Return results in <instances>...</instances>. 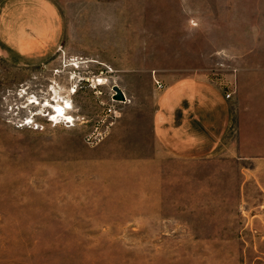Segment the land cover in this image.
Listing matches in <instances>:
<instances>
[{"label": "rangeland", "instance_id": "374dc122", "mask_svg": "<svg viewBox=\"0 0 264 264\" xmlns=\"http://www.w3.org/2000/svg\"><path fill=\"white\" fill-rule=\"evenodd\" d=\"M239 68L264 91V0H0V264H264V169L234 126L197 158L152 133L155 81L227 93Z\"/></svg>", "mask_w": 264, "mask_h": 264}, {"label": "crops", "instance_id": "0c3cea01", "mask_svg": "<svg viewBox=\"0 0 264 264\" xmlns=\"http://www.w3.org/2000/svg\"><path fill=\"white\" fill-rule=\"evenodd\" d=\"M237 76L228 98L204 73L182 75L161 86L152 115L154 138L176 156L197 158L223 146L234 126L228 151L254 163V173L262 171L264 91L253 90L256 81L246 69L239 68Z\"/></svg>", "mask_w": 264, "mask_h": 264}, {"label": "bare ground", "instance_id": "6f19581e", "mask_svg": "<svg viewBox=\"0 0 264 264\" xmlns=\"http://www.w3.org/2000/svg\"><path fill=\"white\" fill-rule=\"evenodd\" d=\"M104 81L102 79H98L97 80V84L101 85L103 84ZM55 91H54V97L53 100L51 101L52 103H49V101H46V103L42 106L43 108H47V109H51L50 113L48 115H51V118L54 121H58L59 118H63L68 120L67 123H69L70 121L73 120V118L69 115L68 111L72 108L69 100H67V98H63L65 100L60 101L59 98H62L61 95H55ZM61 96V97H60ZM33 101L31 100V103ZM35 104L38 102H34ZM51 119V120H52Z\"/></svg>", "mask_w": 264, "mask_h": 264}, {"label": "water", "instance_id": "95a60500", "mask_svg": "<svg viewBox=\"0 0 264 264\" xmlns=\"http://www.w3.org/2000/svg\"><path fill=\"white\" fill-rule=\"evenodd\" d=\"M112 91L114 92V95H113V100H116V101H125V95L123 93V91L116 85H114L112 87Z\"/></svg>", "mask_w": 264, "mask_h": 264}, {"label": "built area", "instance_id": "2783aa9c", "mask_svg": "<svg viewBox=\"0 0 264 264\" xmlns=\"http://www.w3.org/2000/svg\"><path fill=\"white\" fill-rule=\"evenodd\" d=\"M155 83H156V85H157L158 88H161L162 85H161L158 81H155ZM113 95H114V92L112 91V93H111V95H110V99H111L112 101H115V100H113V98H112ZM229 95H230V94L227 93V94H226V97L228 98Z\"/></svg>", "mask_w": 264, "mask_h": 264}]
</instances>
